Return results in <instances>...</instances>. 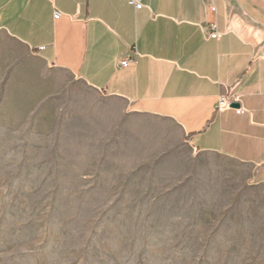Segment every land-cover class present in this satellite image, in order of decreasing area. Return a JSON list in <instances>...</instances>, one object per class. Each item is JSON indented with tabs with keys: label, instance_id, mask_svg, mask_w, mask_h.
<instances>
[{
	"label": "rangeland",
	"instance_id": "374dc122",
	"mask_svg": "<svg viewBox=\"0 0 264 264\" xmlns=\"http://www.w3.org/2000/svg\"><path fill=\"white\" fill-rule=\"evenodd\" d=\"M49 74L0 35V264H264V187L246 170L93 154L80 109L109 102Z\"/></svg>",
	"mask_w": 264,
	"mask_h": 264
},
{
	"label": "crops",
	"instance_id": "0c3cea01",
	"mask_svg": "<svg viewBox=\"0 0 264 264\" xmlns=\"http://www.w3.org/2000/svg\"><path fill=\"white\" fill-rule=\"evenodd\" d=\"M142 4L0 0V35L39 58L50 77L64 74L109 102L80 109L94 127L93 154L115 162L214 157L246 170L243 185L264 187V0ZM212 24L218 38L205 36ZM125 57L135 62L120 66ZM220 97L236 99L240 112L218 110Z\"/></svg>",
	"mask_w": 264,
	"mask_h": 264
},
{
	"label": "built area",
	"instance_id": "2783aa9c",
	"mask_svg": "<svg viewBox=\"0 0 264 264\" xmlns=\"http://www.w3.org/2000/svg\"><path fill=\"white\" fill-rule=\"evenodd\" d=\"M127 1L134 9H140L143 7L142 0H127ZM212 9L214 8H211V10ZM59 15L60 13L55 11L53 16L54 18H58ZM211 29H212V32H210L208 35H205V36L210 37V38H218L219 33L215 30L214 24L211 25ZM134 62H135L134 58L125 57L119 62V64L122 67H126L130 64H133ZM235 101L237 100L234 98L220 97L217 101L216 107L218 110H224L226 108H230L231 103H234ZM235 111L240 112V108H235Z\"/></svg>",
	"mask_w": 264,
	"mask_h": 264
},
{
	"label": "water",
	"instance_id": "95a60500",
	"mask_svg": "<svg viewBox=\"0 0 264 264\" xmlns=\"http://www.w3.org/2000/svg\"><path fill=\"white\" fill-rule=\"evenodd\" d=\"M230 107H232V108H237V107H238V104H236V103H231Z\"/></svg>",
	"mask_w": 264,
	"mask_h": 264
}]
</instances>
